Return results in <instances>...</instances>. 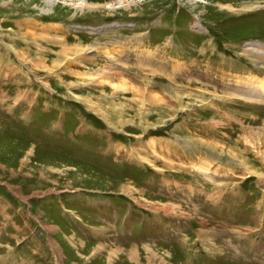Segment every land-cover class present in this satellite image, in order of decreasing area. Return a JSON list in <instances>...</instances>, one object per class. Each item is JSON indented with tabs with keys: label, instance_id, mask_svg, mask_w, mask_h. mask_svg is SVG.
<instances>
[{
	"label": "rangeland",
	"instance_id": "1",
	"mask_svg": "<svg viewBox=\"0 0 264 264\" xmlns=\"http://www.w3.org/2000/svg\"><path fill=\"white\" fill-rule=\"evenodd\" d=\"M120 40L133 43L134 62ZM0 51L18 71L0 64L1 255L13 264H264V0H0ZM187 59L205 82L183 66L169 75ZM227 72L261 75L262 99L223 90ZM216 161L207 177L196 171ZM211 185L218 198L214 190L206 204ZM105 202L122 206L120 234Z\"/></svg>",
	"mask_w": 264,
	"mask_h": 264
},
{
	"label": "crops",
	"instance_id": "2",
	"mask_svg": "<svg viewBox=\"0 0 264 264\" xmlns=\"http://www.w3.org/2000/svg\"><path fill=\"white\" fill-rule=\"evenodd\" d=\"M116 48H119V47H116ZM117 50V49H116ZM120 51H121V49H120ZM122 52L124 53V48H123V46H122ZM91 57V56H90ZM92 58V57H91ZM5 56H4V54L0 51V62H2V63H0V64H3V66L5 67V69H7V71L8 72H13V73H15V74H17L18 73V71L17 70H15L14 69V67H13V65H12V62H7L6 64H5ZM91 62V61H90ZM72 63H74V62H71V64ZM84 63V66L85 65H87V63H86V60L83 62ZM77 64V63H76ZM80 63H78V65H79ZM89 64V63H88ZM91 65H92V63H91ZM90 65V66H91ZM81 66H83V65H80V67ZM90 66H85V67H87L86 68V70L85 71H87V70H89V69H92V67H90ZM70 69H72V70H75L74 69V67L72 66V67H70ZM20 75H21V73H19ZM4 75H5V73H1L0 74V84H5L6 82H5V77H4ZM4 77V78H3ZM12 82H15V80H14V78H13V80H12ZM26 90V89H25ZM25 90H24V93H25ZM93 90H94V88H92V87H89V89L88 90H84L83 92H85V93H87V92H90V93H93ZM73 91H75V90H73ZM87 91V92H86ZM96 92H97V90H95ZM2 93H0V95H1ZM8 98V97H7ZM18 101V100H17ZM9 253L10 254H12L11 252H7V251H5V253H3L2 255L0 254V263H3V264H5V262L7 261L5 258V255H9ZM8 258V257H7Z\"/></svg>",
	"mask_w": 264,
	"mask_h": 264
},
{
	"label": "bare ground",
	"instance_id": "3",
	"mask_svg": "<svg viewBox=\"0 0 264 264\" xmlns=\"http://www.w3.org/2000/svg\"><path fill=\"white\" fill-rule=\"evenodd\" d=\"M250 7V8H249ZM258 8H260L259 7V5L257 6V5H255V6H248L245 10H257ZM114 9V8H113ZM20 35V34H19ZM25 36H26V34H25ZM48 44V43H47ZM62 46H64V45H62ZM90 49V48H89ZM72 51H74V49H72ZM77 51H79V49H78V47H76V52ZM82 51H84V50H82ZM86 52V51H85ZM17 53V52H16ZM67 54V53H66ZM71 56H68L67 58H65V59H63L62 61H61V64H65V60H68V59H74V55L75 54H72V53H69ZM18 55V54H17ZM25 57V56H24ZM22 59V58H21ZM71 61V60H70ZM33 66V65H32ZM79 79H81V80H83V78L82 77H80V76H78V80ZM263 80V79H262ZM82 83V82H81ZM258 85V84H257ZM263 88V87H262ZM72 95V94H71ZM74 98H75V95H72ZM264 98V97H263ZM77 101L79 100V99H77V98H75ZM80 101V100H79ZM86 102H87V99H86ZM84 105H86L87 106V108L89 109L90 107L86 104V103H83ZM91 109V108H90ZM89 109V110H90ZM99 112V115L100 116H102L104 119H106V117H104V115L102 114V112H100V111H98ZM96 113V112H95ZM108 117V116H107ZM177 117V116H176ZM175 117V118H176ZM108 121V120H107ZM110 124H112L114 127L116 126V124L114 125L112 122H110V121H108ZM117 127H118V125H117ZM117 129H121V127L119 126ZM151 144H153V143H151ZM148 146H150L149 144H148ZM152 151V150H151ZM154 152V151H153ZM149 154V153H148ZM145 156H146V154H145ZM152 157L154 158V159H158V158H156V156H154L153 154H152ZM166 161V160H165ZM165 161H163V163H165ZM151 165V166H150ZM149 166L150 167H154L152 164H149ZM171 168H172V170H174V168L175 167H173L172 165H171ZM196 171L199 173V171H200V175H205L206 177H207V173H206V171L208 172V170H207V167L205 166V168L203 167V165L201 164L199 167H197L196 168ZM132 255V254H131Z\"/></svg>",
	"mask_w": 264,
	"mask_h": 264
}]
</instances>
